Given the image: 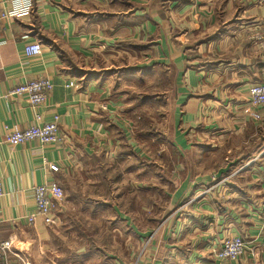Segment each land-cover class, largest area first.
I'll return each mask as SVG.
<instances>
[{
	"label": "crops",
	"instance_id": "0c3cea01",
	"mask_svg": "<svg viewBox=\"0 0 264 264\" xmlns=\"http://www.w3.org/2000/svg\"><path fill=\"white\" fill-rule=\"evenodd\" d=\"M1 12L0 243L11 246L0 250V264H264V105H252L248 93L264 82V50L256 38L264 0H34L32 8L15 10L0 0ZM35 39L42 52L27 56L24 45ZM133 72L160 82L161 73L170 76L164 136L171 150L197 161L216 151L224 161L234 156L210 174L197 171V161L185 176L182 165H170L173 193L152 216L145 200L134 213L113 205V230L125 226L136 235L121 254L91 243L64 247L63 235L83 229L65 225L61 209L57 223L28 224L33 187L93 167L91 159H113L121 147L144 155L121 88ZM42 76L52 88L38 109L9 93ZM37 110L41 121L58 116L64 139L8 143L9 132L37 122ZM50 163L59 170L50 171ZM242 164L177 210L201 183L210 185ZM230 232L243 235L244 253L219 260L214 249Z\"/></svg>",
	"mask_w": 264,
	"mask_h": 264
},
{
	"label": "rangeland",
	"instance_id": "374dc122",
	"mask_svg": "<svg viewBox=\"0 0 264 264\" xmlns=\"http://www.w3.org/2000/svg\"><path fill=\"white\" fill-rule=\"evenodd\" d=\"M143 76L139 72L130 73L121 88L127 92L126 96L131 104L128 118L134 131L135 144L144 155L135 154L131 147H121L119 150L122 154L119 153L113 159L97 157L91 159L92 163H95L93 167L72 170L61 175L58 184L64 189L65 198L58 212L61 209L65 213V225H76L83 229L82 235H63L60 241L65 243L64 247L67 245L73 249L80 243H91L93 247L109 254H121L127 243L132 242V236L135 240L136 235L127 233L125 226L113 230L117 214L112 206L115 205L120 211L134 213L138 211V204L145 200L146 216L161 212V207L170 193H173V186L169 181L170 165H182L179 174L185 176L186 170L197 161L187 152L176 154L164 136V130L167 128L165 117L169 109L164 91L167 93L171 89L169 74L161 73L159 78L162 82L147 77L137 78ZM226 155L225 161L221 151H216L210 158H200L196 170L208 174L216 172L217 166L222 162H225V165L234 156ZM220 180L221 178H213L210 185L201 183L192 199H181L177 203V210L196 201L208 188L212 189L215 184L220 183Z\"/></svg>",
	"mask_w": 264,
	"mask_h": 264
},
{
	"label": "built area",
	"instance_id": "2783aa9c",
	"mask_svg": "<svg viewBox=\"0 0 264 264\" xmlns=\"http://www.w3.org/2000/svg\"><path fill=\"white\" fill-rule=\"evenodd\" d=\"M13 10L20 8H32L34 0H9ZM1 17L4 13L1 12ZM257 43L264 50V23L260 26L256 34ZM42 52V43L39 39L27 42L24 45V53L27 56L38 55ZM73 82H70L72 85ZM52 88V83L46 77H37L26 82L20 83L11 88L10 94L17 97H25L28 103L34 109H38L46 102L48 94ZM250 103L254 106L264 105V82L254 83L248 88ZM36 123L25 128H15L6 135V141L10 144L23 143L28 140L36 139L43 144L61 142L64 138L60 134L58 126V116L54 115L51 120L41 121V113L37 110L35 113ZM246 165H240L234 168L230 173L222 177L221 182L234 176ZM49 170L57 172L58 166L50 163ZM211 188L206 190L207 193ZM3 193L2 183L0 181V195ZM203 193V194H204ZM202 194V195H203ZM33 197L35 201V211L26 216L28 224H34L40 220L46 225L57 223L60 220L58 208L65 198L64 189L56 182H44L33 187ZM244 237L240 233H229L219 243L214 250L215 256L219 260L235 259L244 252ZM11 246L10 240L0 243V250L8 249Z\"/></svg>",
	"mask_w": 264,
	"mask_h": 264
}]
</instances>
